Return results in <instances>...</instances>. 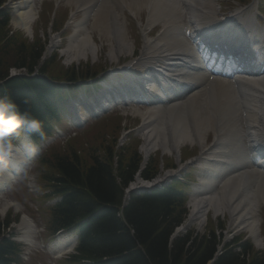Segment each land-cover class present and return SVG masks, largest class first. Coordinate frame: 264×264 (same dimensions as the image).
Returning <instances> with one entry per match:
<instances>
[{
    "label": "bare ground",
    "instance_id": "obj_1",
    "mask_svg": "<svg viewBox=\"0 0 264 264\" xmlns=\"http://www.w3.org/2000/svg\"><path fill=\"white\" fill-rule=\"evenodd\" d=\"M65 2L71 7L73 15L80 12L83 19L75 23L74 32L68 38L66 48L62 50L67 61L79 62L94 58L95 42L84 24L89 17L93 20L89 28L91 33L93 29H98L101 37L112 39L106 41L108 57L117 58L123 53H131L132 47L126 40V30L120 26L118 16L110 13L111 8L105 0ZM117 2H121L124 7L132 5L135 7L134 11L140 10L139 0ZM11 5V25L30 34L37 18L34 0H21ZM203 8V3L180 4L177 0H154L150 12L145 15L147 22L143 31L150 30L155 23L160 25V29L154 38L143 37L142 57L137 65L159 73L167 80L177 81V85L184 88L186 93L171 96L173 90L167 92L155 87L153 92L150 91L152 98L157 96L161 99L150 101L151 108L141 113L143 122L138 131L143 141L140 150L144 159L156 149H162L164 153L173 154L177 158L179 148L185 143L192 145L197 142L203 148L205 133L211 129L214 133V145L222 147L217 154L223 151L225 157L217 161L218 172L209 175L213 177L208 179L202 174L198 177L199 183L193 185L196 192L191 195L188 203L187 223H195L201 227L205 224L208 212L212 211L215 216L218 213L227 214L229 225L233 229L247 233L248 225L258 218L257 202L252 199V184L261 175L256 169H249L247 166L244 149L248 146L241 144V138L246 136L251 143L254 137L260 136L264 108V76H239V88L234 91L226 81L216 78L207 84V77L201 70L193 71L187 62L192 54L179 36L178 30L181 28L183 14L204 27L215 23L213 9L209 6ZM205 85L208 87L205 88ZM239 110L246 112L245 133L237 125L240 114L236 112ZM35 150L26 138L15 147L0 146V163L3 164L0 168V198L8 187L16 184L22 174L30 169ZM226 170L227 173L216 182L217 186L208 191L207 187L213 184L214 177ZM7 205L4 203L3 207ZM15 210H18L17 206ZM18 226L24 229L26 235L33 227L26 215L21 216ZM70 247L71 244L63 248L56 246V249L62 252Z\"/></svg>",
    "mask_w": 264,
    "mask_h": 264
},
{
    "label": "trees",
    "instance_id": "obj_2",
    "mask_svg": "<svg viewBox=\"0 0 264 264\" xmlns=\"http://www.w3.org/2000/svg\"><path fill=\"white\" fill-rule=\"evenodd\" d=\"M5 26V12L0 11V95H10L21 111L38 115L32 106L34 91L40 92L49 86L39 75L61 74L68 77V80L88 76V69L57 70L46 63L39 68L36 77L9 78L10 68H24L27 73L32 72L40 60L44 41L36 39L28 43L16 34L9 35ZM52 60L54 58L49 62ZM25 100L28 102L24 103ZM111 146L106 147L103 156L91 154V164L72 151L69 155L54 157L48 165L49 171L55 172V175L49 173L55 182V191L63 196L61 202L51 209L52 228H67L86 218L77 225L78 244L69 262L205 264L210 260L218 243L212 230L207 237H193L188 233L170 240L172 231L182 222L185 214L184 196L178 189V182H172L160 190L132 194L122 208L124 218L121 220L118 211L122 188L132 179L140 163V156L135 150H119L117 182L113 175ZM156 165V162L148 164L141 176L152 177L156 173ZM6 221L0 220V236ZM240 246L241 251L236 252L229 244L225 245L213 264H264V254L253 251L247 243ZM10 261L19 263L16 245L3 236L0 239V264H9Z\"/></svg>",
    "mask_w": 264,
    "mask_h": 264
},
{
    "label": "rangeland",
    "instance_id": "obj_3",
    "mask_svg": "<svg viewBox=\"0 0 264 264\" xmlns=\"http://www.w3.org/2000/svg\"><path fill=\"white\" fill-rule=\"evenodd\" d=\"M8 1H10L12 3V2H17V1H21V0H8ZM56 3L59 5V8H58V11L55 12V17L57 16V19H59V17H61L64 14V12H63V14L61 15V12L65 9V7H67L66 6L67 4L65 3V0H57ZM39 6L40 5L38 4V7ZM44 9L47 11V13H51L50 7L46 9V6H45ZM39 11H40V9H39ZM48 16H49V18L51 17L50 15H48ZM57 19H55L54 21H52V19H51L47 24H44V25L43 24L42 25L40 24L39 25L40 19H38V17H37L35 23L33 24L34 27H37V30H36L37 31V35L36 34L35 35H32L31 34L29 36V39L30 40L29 39H25V41L26 42L29 41L28 43H32L36 39H39L41 42H43L44 41V38L47 37L48 35H49V37H53L54 39H57L58 37H60V35H59L60 33L57 31V29H51L52 28V25L57 21ZM69 22H70V17L67 20V23H69ZM66 25H67L68 30H70V32H66V34H64V35H68L69 36L70 34H72V31L73 30H72V28L68 24H66ZM33 26H32V29H34ZM38 30H39V32H38ZM58 30H60V28ZM52 31H55V32H52ZM96 33L98 34V32H95V34ZM19 36L21 37L20 34H19ZM64 39L62 38V41ZM94 40L96 42L95 48H96L97 51H95L94 58H92L91 60H87V61L99 63L102 66H106V67H107V65L109 67V64L118 61L116 59L115 60L114 59H109L107 57V50H106V47H107L106 44L107 43H106V41L108 40V38L105 39L104 37H101V34H98V35H95ZM48 41L50 42V40H48ZM65 45H66V42H65V44L62 43V45H60L59 47H52L51 48L52 50L53 49L58 50V52H59L58 55L61 58L59 62H61V63H67L66 56L65 55H62L61 51H59V49L65 48ZM47 47H46V50H47ZM49 53H50V51H48V54ZM48 54H46V55H48ZM122 56H124V55H122ZM122 58L123 57H120V59H122ZM79 63H81L82 67H86L87 69L90 68V66H87L86 61H80ZM136 109H139V110H142L143 111L144 107H142V106H136V105L135 106H128L125 110L127 112V110L128 111H134ZM136 124L137 123H136V120L135 119H133V120L127 119L126 121H124V125H125V128H126L125 131H129L131 129H134V127H135ZM106 138H107V136H104V139H106ZM126 142L127 141H125V140L120 141L119 146L120 145L121 146L125 145V146H127L130 149L133 146H135V144H136V143H131V145H129ZM86 158H87V156L84 155L82 160L85 161ZM160 158H161V156L158 155V161H159ZM163 158H164L165 162H172L169 159L167 160V158H170V156L169 157L163 156ZM171 158H174V157L171 156ZM150 160L153 161V162H158L157 159H154V158L152 159V155H151L149 161ZM166 170H164V171H166ZM168 170L170 171L171 169H168ZM14 190L15 191L17 190L18 192L11 193L10 196H8V197H10V199L17 198L16 200L18 201L20 207L22 208V211L26 212L25 214H27V215L30 213V215H31V217L33 218V221H34L35 229H37L40 232L39 234L41 236V241L44 244V246H43L44 248H43V247H40L39 244L37 243V240L39 239L38 238V234H37V237H36V234H34L33 237L30 236L29 238L34 239L36 241V245L37 246L36 247H32V248H30L29 246H27L26 250H27L28 254L25 257V259H24L25 261L24 262L26 264H29L32 260H34L37 264H40L41 261H39L38 258H43V260L45 261L43 264H57L56 263V260L55 259H52L51 256H50V254L48 253V249L51 246V240L48 239V237H45L44 236V234H45L46 231H45L44 226H43V218H41L42 210L40 208L38 199H36L34 196L33 197L27 196V193L30 192V191L28 190V188L26 187L25 182H23V181L20 182L19 184H17L16 186H14ZM16 196H18V197H16ZM0 210H1V205H0ZM12 212L15 213L13 210H12ZM263 216H264V214H263ZM221 219L224 220L225 223L226 222L228 223V218L227 217H225L224 219L223 218H221ZM185 223H186V221H185ZM226 227L227 228H225L223 230V232H222L225 241L230 240V237L232 235V232L228 228L227 224H226ZM208 228H210V226ZM186 229L187 230L188 229L189 230H192L194 234L203 233L202 231L204 230L202 228L201 229H198L197 225L194 224V223H192L191 225H188L186 227ZM184 231H186V230H184V229L181 230V232H184ZM216 231H217V233H219L218 229ZM7 232H9V231H7ZM176 235H177V233L174 232L173 237L176 236ZM14 238H23V234L22 233H19V232H16V235H15Z\"/></svg>",
    "mask_w": 264,
    "mask_h": 264
},
{
    "label": "clouds",
    "instance_id": "obj_4",
    "mask_svg": "<svg viewBox=\"0 0 264 264\" xmlns=\"http://www.w3.org/2000/svg\"><path fill=\"white\" fill-rule=\"evenodd\" d=\"M21 128L29 133L44 135L42 121L39 118L31 116L27 111L21 112L17 103L7 93L0 95V144L6 143L10 137L18 136ZM8 147L11 145L8 144ZM2 167L3 164L0 163V168ZM260 224L259 218L251 221L246 229L248 235L245 239H249L257 251H264V235L260 234ZM23 242L30 248L37 246L36 241L31 238H24Z\"/></svg>",
    "mask_w": 264,
    "mask_h": 264
}]
</instances>
